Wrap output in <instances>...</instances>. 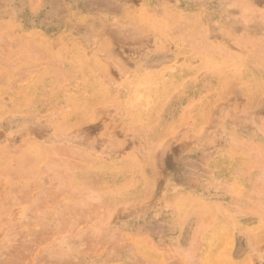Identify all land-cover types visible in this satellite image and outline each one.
<instances>
[{"label": "rangeland", "instance_id": "obj_1", "mask_svg": "<svg viewBox=\"0 0 264 264\" xmlns=\"http://www.w3.org/2000/svg\"><path fill=\"white\" fill-rule=\"evenodd\" d=\"M254 2L0 0V264H264Z\"/></svg>", "mask_w": 264, "mask_h": 264}, {"label": "snow or ice", "instance_id": "obj_2", "mask_svg": "<svg viewBox=\"0 0 264 264\" xmlns=\"http://www.w3.org/2000/svg\"><path fill=\"white\" fill-rule=\"evenodd\" d=\"M253 10H259L262 22L259 30H264V0H255Z\"/></svg>", "mask_w": 264, "mask_h": 264}, {"label": "crops", "instance_id": "obj_3", "mask_svg": "<svg viewBox=\"0 0 264 264\" xmlns=\"http://www.w3.org/2000/svg\"><path fill=\"white\" fill-rule=\"evenodd\" d=\"M170 264H177V262H175V261H172V262H170Z\"/></svg>", "mask_w": 264, "mask_h": 264}, {"label": "bare ground", "instance_id": "obj_4", "mask_svg": "<svg viewBox=\"0 0 264 264\" xmlns=\"http://www.w3.org/2000/svg\"><path fill=\"white\" fill-rule=\"evenodd\" d=\"M189 214H190V212H189ZM6 240V239H5Z\"/></svg>", "mask_w": 264, "mask_h": 264}]
</instances>
